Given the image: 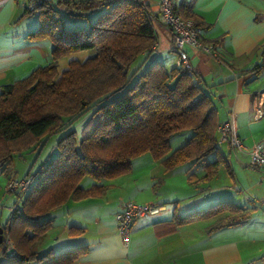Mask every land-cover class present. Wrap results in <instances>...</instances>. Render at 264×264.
Returning a JSON list of instances; mask_svg holds the SVG:
<instances>
[{"label": "trees", "instance_id": "trees-1", "mask_svg": "<svg viewBox=\"0 0 264 264\" xmlns=\"http://www.w3.org/2000/svg\"><path fill=\"white\" fill-rule=\"evenodd\" d=\"M182 6V10L173 8L181 17L193 18L190 5ZM60 11L74 17L98 13L88 28H69ZM33 14L39 24L26 38L49 39L52 61L0 86V174L8 177L14 170L17 175L14 156H21L42 138L65 133L57 141L56 155L34 174L20 176L31 175L32 181L20 198L19 191L14 192L8 217L4 223L0 220V255L6 259L2 264H70L86 253V245L58 254L50 250L39 254L36 245L52 225L51 211L69 199L104 193L106 187L96 182L84 188L85 178L99 181L128 173L131 160L147 152L165 171L202 163L201 180L216 175L221 165L230 169L215 145L219 119L209 95L213 84L192 68L166 69L158 61L148 63L156 41L157 15L146 0L43 2L24 8L15 22ZM86 49H93L90 57L71 59L58 71V59ZM242 72L254 77L264 73V45L260 62ZM187 129L193 131L191 137L172 149L170 137ZM213 152L215 158L207 160ZM13 204L17 206L11 210ZM225 212L231 216L219 220L214 229L249 217L243 206L225 200L182 216L174 214L172 223L176 226ZM69 230L83 231L80 227ZM6 237L16 248L12 256L3 249Z\"/></svg>", "mask_w": 264, "mask_h": 264}, {"label": "crops", "instance_id": "crops-1", "mask_svg": "<svg viewBox=\"0 0 264 264\" xmlns=\"http://www.w3.org/2000/svg\"><path fill=\"white\" fill-rule=\"evenodd\" d=\"M146 2L156 13V0ZM182 4L190 5L194 16L189 19L203 24V38L215 43L217 58L190 47L187 51L192 69L207 84H213L211 92L204 89L214 101L219 122L232 112L235 132L246 146L264 142V116H253L256 96L264 90L258 88L264 73L254 77L242 72L260 62L264 0H173L176 9H184ZM23 9L21 0H0V86L52 61L49 39L26 38L38 27V17L15 22ZM154 27L156 41L148 63L158 61L169 69L176 59L172 32L157 19ZM222 144L226 145L227 154L223 153ZM219 151L230 169L226 168L228 173L233 172L234 163L249 160L246 154H236L228 142H222ZM202 165L187 169L186 164L165 171L159 160L152 159L141 170L131 169L112 179L85 178L84 188L96 182L106 187L104 193L77 201L69 199L51 211L48 217L52 225L37 243L36 251L58 254L86 245V253L70 264H264V210L254 212L244 207L248 218H236L237 223L216 229L219 220L231 215L225 212L176 226L172 223L174 214L182 216L216 202L210 193L218 187L220 167L216 175L201 180L205 173ZM0 176L7 191L5 198L11 194L7 187L10 175ZM227 177L229 180V174ZM125 199L167 206L161 214L135 220L128 244H124L115 223V213ZM70 227L83 231L71 233ZM5 260L0 255V264Z\"/></svg>", "mask_w": 264, "mask_h": 264}, {"label": "rangeland", "instance_id": "rangeland-1", "mask_svg": "<svg viewBox=\"0 0 264 264\" xmlns=\"http://www.w3.org/2000/svg\"><path fill=\"white\" fill-rule=\"evenodd\" d=\"M60 12H61L60 13L61 16L64 18L65 25L69 28H79V27L88 28L89 23L94 20L93 14H88L86 17H74L63 11H60ZM33 15H35L36 18L38 17L37 14H33ZM33 15H25L24 17L21 18L19 22H21L22 19H24L25 17H30ZM20 16L21 14L19 15V17ZM22 24L24 25L25 22H23ZM93 52H94L93 49L79 50V51L72 52L68 55L61 57L60 59H58V62H57L58 71H62L63 69H65L68 65V62L71 59L83 61L87 57H90L93 54ZM134 67L135 66H132L131 70ZM258 85L257 86L259 89L264 88V80H261ZM81 122L84 123V119ZM79 123L80 122L76 124V127H78L80 130L81 127L79 126ZM64 133L65 132H60V133L51 135L50 137L42 138L37 144H35L31 148L20 152L21 156H18V154L14 156L13 165H14V168L18 171L19 175L23 176L27 172H29L30 174H34L38 170V168L46 161V159L56 155L58 152V149L56 146L57 141L58 139H60V137L64 135ZM192 133L193 131L191 129H187V130H183V131H180L172 135L170 137V144L172 148L174 149L178 147L179 145L183 144L187 138L191 137ZM221 148L223 150V153L227 154L228 150L226 148V145L222 144ZM211 154L208 157L209 160L213 159L216 152H213ZM152 159L153 158L150 155V153H146L141 156L135 157L131 160V164H132L131 169L133 171L141 170ZM233 167H234L233 172L228 173L224 165L220 166V172H219V177H218V183H219L218 187L214 189L213 192L210 193L212 197H215L216 200L214 201L216 202L225 201V200L232 201L236 205L243 206L245 208H248L250 211L253 210L254 212H257V211L260 212V210H264V174H262L257 169L251 168L249 166V160H244L242 163L236 162L233 164ZM10 172L11 173H10V176L8 177L9 181L7 183V186L10 187L11 189H8V191L17 192L19 191L18 190L19 188L15 186L14 182H12L11 184L10 182L11 180H14L15 182L16 180L21 181L23 178H19L18 174L15 175L14 170H10ZM228 174H229L230 179L226 180V178H228L227 177ZM3 181L4 180L2 179V176H0V186L2 187L0 191V214H1L0 220L1 222L4 223L8 217V212H9L8 208L10 204L13 202V199L15 198V196L12 193L11 194L8 193V195L6 194L5 198L3 197L5 195V192H7L5 190V185ZM20 192H19V198L21 197ZM24 193H26V191ZM125 200H132V199H125ZM184 204L185 203L181 205L183 206ZM181 205L180 207H182ZM13 206L16 207L17 204L15 205L13 204ZM205 207H208V206H205ZM203 208H199L196 210H200ZM0 235H2L1 232H0ZM7 239L11 242V240L8 237L5 238V241Z\"/></svg>", "mask_w": 264, "mask_h": 264}, {"label": "built area", "instance_id": "built-area-1", "mask_svg": "<svg viewBox=\"0 0 264 264\" xmlns=\"http://www.w3.org/2000/svg\"><path fill=\"white\" fill-rule=\"evenodd\" d=\"M21 1L24 4V8L33 9L43 2H53L54 0ZM173 7V0H156L155 11L157 20L167 26L172 32L174 43L173 49L176 54L174 66L180 67L183 70H190L192 68L187 47L217 58L215 43L212 41H206L202 36L203 27L198 25L192 19L181 17ZM253 116L255 119L264 116V90L259 92L256 96ZM217 133L218 136L215 145L218 149L222 142H228L236 154L242 153L249 157V166L251 168L257 169L264 174V142L253 146H246L235 132V123L232 112L218 123ZM31 181L32 176L29 175L24 177L21 181L16 180L15 182L14 180H11L10 184L14 182L15 186L19 188V192H22H20V196H22L24 192L28 190ZM8 189L11 188L8 187ZM14 208L15 206H13L11 210H14ZM166 210V204L138 202L134 200L122 201L120 208L115 213V223L124 244H128L131 224L135 220L143 217H153ZM3 249L8 256H12L16 253V248L8 239L4 242Z\"/></svg>", "mask_w": 264, "mask_h": 264}, {"label": "water", "instance_id": "water-1", "mask_svg": "<svg viewBox=\"0 0 264 264\" xmlns=\"http://www.w3.org/2000/svg\"><path fill=\"white\" fill-rule=\"evenodd\" d=\"M0 232H1V230H0ZM0 238H1V235H0Z\"/></svg>", "mask_w": 264, "mask_h": 264}]
</instances>
